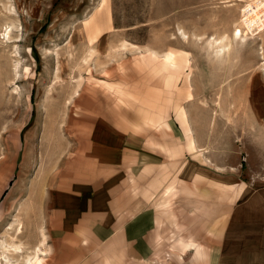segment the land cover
Here are the masks:
<instances>
[{
	"label": "rangeland",
	"instance_id": "obj_1",
	"mask_svg": "<svg viewBox=\"0 0 264 264\" xmlns=\"http://www.w3.org/2000/svg\"><path fill=\"white\" fill-rule=\"evenodd\" d=\"M251 1L106 0L109 30L90 40L102 0H0V42L12 24L21 55L16 76L0 43V243L19 219L16 260L45 234L41 264H264V30L242 28ZM111 132L146 141L160 163L119 173L128 193L116 207L134 209L111 210L114 235L69 239L48 206L106 175L98 141Z\"/></svg>",
	"mask_w": 264,
	"mask_h": 264
},
{
	"label": "crops",
	"instance_id": "obj_2",
	"mask_svg": "<svg viewBox=\"0 0 264 264\" xmlns=\"http://www.w3.org/2000/svg\"><path fill=\"white\" fill-rule=\"evenodd\" d=\"M107 86L119 93L115 86L112 87L111 84ZM155 111L153 110L157 119L160 116L165 119L164 111H161L160 108ZM98 144L100 145L99 151L102 152L105 159L106 166L103 169L106 175L102 174L97 180L88 181L86 186L82 184L73 185L67 194H55L48 206L50 213L55 215L52 224L61 226V228L54 227V231L62 230L63 226L65 231L71 234L69 239L76 238L78 234V238H80L82 234L84 238H86L85 235H92L101 242L102 237H107L109 233L114 235L118 229H116V224L113 221L114 212L111 210L126 209V207L131 210L134 209V203L131 205L126 203L121 207H116L120 198L128 193L125 186L128 183L126 177L119 176V173L131 168V174H127V177L131 179L134 172L135 174L140 173L144 169L156 167L160 163V155L147 149L146 141L140 142L137 137L127 133L124 135L112 132L105 134L104 138L100 142L98 141ZM138 169L142 170L137 172ZM125 173L128 172L125 171ZM73 177H78V175L75 174ZM167 190L168 188L164 192L166 195H168ZM122 239L123 236H119L113 240L118 243ZM189 241L192 242V240ZM188 246L194 245L188 244ZM46 257L41 258L38 264H41ZM210 262L215 263L214 259ZM218 263L220 264V261ZM238 264L245 263L239 260ZM254 264H260V261L257 260Z\"/></svg>",
	"mask_w": 264,
	"mask_h": 264
},
{
	"label": "bare ground",
	"instance_id": "obj_3",
	"mask_svg": "<svg viewBox=\"0 0 264 264\" xmlns=\"http://www.w3.org/2000/svg\"><path fill=\"white\" fill-rule=\"evenodd\" d=\"M103 1V3H102V5H101V7L99 8V10L90 18L91 20L89 21L88 20V22L86 23V26H88V29L90 30V31H92L91 32V36H90V40H96L98 37H100V35L103 33V32H105V31H107V30H109L108 29V27L107 26H105L104 24H102V23H100V22H102V21H107V22H109L110 21V15H109V9H108V6L106 5V0H102ZM4 8V7H3ZM6 8V7H5ZM95 10V9H94ZM1 11V10H0ZM10 11V13H11V10H9ZM1 14V13H0ZM8 16H10V15H8ZM4 23V22H3ZM2 23V24H3ZM2 24H1V26H2ZM9 24V23H8ZM12 24L11 25H6L5 26V29L3 30V33H2V36L4 37L3 38V41L2 42H0L1 44L3 43L4 45H6L5 47L7 48V47H11V48H13L14 49V51H12L13 49H11V52H12V54H14V57L16 58L15 59V71H16V76H17V69L19 68L18 66H20L19 65V61L17 60V58L18 57H20L21 55H20V53H19V51H18V48L16 47V43L18 42V40H16L15 39V37H16V35L14 36L13 35V33H12ZM86 28V27H85ZM1 31V30H0ZM84 31H85V29H84ZM86 32V31H85ZM237 32H239V38L240 39H245V38H247L245 35H243L242 34V31L241 30H237ZM88 35V34H87ZM189 36V35H188ZM88 37V36H87ZM19 38V37H18ZM189 38V37H188ZM188 38H186V39H188ZM238 38V36L237 35H235L234 36V39H237ZM214 39V38H213ZM212 39V40H213ZM211 40V39H210ZM209 40V41H210ZM225 39H214L212 42H211V45L210 44H208V45H210L213 49H210L212 52H213V50H214V52L217 54V55H221V54H224L225 53V51L227 50V48H228V45H226L225 44ZM206 42V41H205ZM127 44V43H126ZM121 46H122V44H120ZM119 45V46H120ZM123 45H124V43H123ZM128 45V44H127ZM131 45V44H130ZM5 47H3V48H5ZM88 46L86 45V48H87ZM91 47V46H90ZM127 47H129V46H127ZM133 47V46H132ZM111 48V47H110ZM119 48V47H118ZM122 48H124V46L122 47ZM134 48V47H133ZM88 49V48H87ZM130 49V48H129ZM134 49H139L138 51H140L141 49L140 48H134ZM144 49H146V48H144ZM147 49H149V51H150V48H147ZM93 50V49H92ZM112 50V49H111ZM118 50V49H117ZM143 50V49H142ZM230 50V49H229ZM87 51V50H86ZM116 51V50H115ZM119 51V50H118ZM124 51V50H123ZM125 51H126V48H125ZM129 51V50H128ZM145 51H147V50H145ZM144 51V52H145ZM113 52V51H112ZM117 52V51H116ZM120 52H122L121 50H120ZM135 52V51H134ZM148 52V51H147ZM153 52H154V50H153ZM156 52V51H155ZM90 52H87V55L89 54ZM110 53V52H109ZM131 53H133V52H131ZM157 53V52H156ZM227 53V52H226ZM225 53V54H226ZM11 54V53H10ZM117 54H118V52H117ZM120 54V53H119ZM166 54V53H165ZM225 54L223 55L224 57H225ZM75 55V54H74ZM87 55L85 56L86 58H87ZM110 55V54H109ZM124 55V54H123ZM122 55V56H123ZM59 55L57 54V57H58ZM71 56V55H70ZM69 56V57H70ZM72 56H73V53H72ZM89 56V55H88ZM112 56V55H111ZM175 54L173 53V52H170V53H167L166 55H165V58H166V61L167 62H169V63H173L172 61H174L175 62ZM79 57V56H78ZM77 57V58H78ZM219 57V56H218ZM218 57H216V58H218ZM221 57V56H220ZM224 57L222 58V59H224ZM73 58V57H72ZM74 58H75V56H74ZM73 58V59H74ZM83 58L84 57H81V61H83ZM79 61H80V57H79V59H78ZM74 61H75V59H74ZM80 61V62H81ZM84 61H85V59H84ZM94 61V60H93ZM113 61V60H112ZM77 62V61H76ZM83 63H88V62H83ZM75 64V63H74ZM77 64V63H76ZM78 64H79V62H78ZM83 65L84 64H82L81 66L83 67ZM86 65V64H85ZM91 65V64H90ZM74 66V65H73ZM86 67V66H85ZM58 68H60V67H58ZM80 68V67H79ZM88 68V67H87ZM75 69H77V67L75 68ZM81 69V68H80ZM86 69V68H85ZM60 70V69H59ZM79 70V69H78ZM81 70H83V69H81ZM20 71V70H19ZM18 71V72H19ZM74 71V70H73ZM80 71V70H79ZM81 72V71H80ZM20 74V73H19ZM82 75H83V73H82ZM61 76V75H60ZM81 76V75H80ZM17 78V77H16ZM61 78V77H60ZM85 79V78H84ZM61 81V80H60ZM82 77H81V79L80 80H78L77 81V83L74 85V93L72 94V95H78L79 94V90H80V87H81V85H82ZM62 82V81H61ZM76 82V81H75ZM15 83V82H14ZM84 83V82H83ZM18 87H16V90L15 91H18ZM14 91V92H15ZM231 91H233V90H231ZM223 92V91H222ZM234 92V91H233ZM231 96V95H230ZM229 96V97H230ZM232 97H234L233 96V93H232ZM219 105H220V103H219ZM159 120H160V123L163 121V123L166 121V119H163L161 116L160 117H158V122H159ZM23 205V204H22ZM21 205V206H22ZM24 208H26V206H24L23 208H22V210L24 209ZM21 209V208H20ZM18 221H19V223H18V225H17V230H16V235H15V237H11L12 238V243H7V242H5V241H1V243H0V245H1V247L5 250L4 252H0V264H38L39 263V261H40V259L41 258H44V257H46V256H48L49 254H50V247L48 248L47 247V237H46V235L45 234H43V236L41 237V240L39 239V244L37 245V244H35V245H37L36 247L34 246V248H33V250H31L30 252H28L27 254V256H26V258H24V260L22 261V262H19V260H16L15 258H14V256H23V255H25V247L23 246V245H21V244H18V241H15L14 242V240L16 239V240H18L19 239V236H20V234H22V231H23V224H22V222L18 219ZM15 223H17V219L15 220ZM12 225V224H11ZM14 227V226H13ZM10 229H12V228H10ZM41 230H43V229H41ZM3 237V236H2ZM1 240V239H0ZM4 240H5V237H4ZM20 241V240H19ZM23 243V242H22ZM27 249V248H26Z\"/></svg>",
	"mask_w": 264,
	"mask_h": 264
},
{
	"label": "built area",
	"instance_id": "obj_4",
	"mask_svg": "<svg viewBox=\"0 0 264 264\" xmlns=\"http://www.w3.org/2000/svg\"><path fill=\"white\" fill-rule=\"evenodd\" d=\"M242 28L250 35H258L264 30V0H252L251 4L246 6Z\"/></svg>",
	"mask_w": 264,
	"mask_h": 264
}]
</instances>
